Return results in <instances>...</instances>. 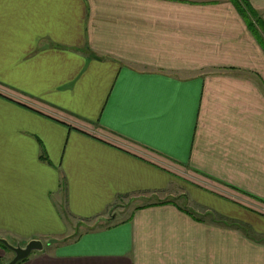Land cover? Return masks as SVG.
<instances>
[{"label":"crops","instance_id":"1","mask_svg":"<svg viewBox=\"0 0 264 264\" xmlns=\"http://www.w3.org/2000/svg\"><path fill=\"white\" fill-rule=\"evenodd\" d=\"M236 1L0 0V236L47 240L18 264H264V48Z\"/></svg>","mask_w":264,"mask_h":264},{"label":"water","instance_id":"2","mask_svg":"<svg viewBox=\"0 0 264 264\" xmlns=\"http://www.w3.org/2000/svg\"><path fill=\"white\" fill-rule=\"evenodd\" d=\"M0 243L13 253L12 258L5 264H18L33 252H42L45 248V242L40 238L30 239L22 245L19 242L12 244L6 238L0 236Z\"/></svg>","mask_w":264,"mask_h":264},{"label":"trees","instance_id":"3","mask_svg":"<svg viewBox=\"0 0 264 264\" xmlns=\"http://www.w3.org/2000/svg\"><path fill=\"white\" fill-rule=\"evenodd\" d=\"M242 3V5H241ZM236 6L239 10V12L241 13V15H243L245 21L247 22V25L249 26V28L251 29V31L253 32V34L255 35V37L258 39L259 43L263 46L264 48V37L262 38V35H264V22L262 21V23L260 22L259 18H257V21L260 23V27L263 30L262 35L261 32L257 31V26L255 27L252 19L253 17L256 18L257 17V13H255L256 11L251 10L252 5L250 4V2H248V0H240V1H236ZM244 6V7H243ZM251 8V9H250ZM249 9V10H247ZM250 14V16H249ZM251 17V18H250ZM0 245L4 248L7 249L3 244L0 243ZM6 263V262H5Z\"/></svg>","mask_w":264,"mask_h":264},{"label":"rangeland","instance_id":"4","mask_svg":"<svg viewBox=\"0 0 264 264\" xmlns=\"http://www.w3.org/2000/svg\"><path fill=\"white\" fill-rule=\"evenodd\" d=\"M241 5H242V3H241ZM244 7V6H243ZM252 8L253 9H251V10H255L256 12L255 13H257L256 15H257V17L256 18H254L253 17V19H252V22H253V24H254V26L256 27L257 26V31L259 32H263V30L261 29V25H260V23L257 21V18H259V20H260V22L262 23V18H261V15H259V12L252 6ZM247 10H249V9H247ZM249 16H250V14H249ZM251 18V17H250ZM262 32H261V35H262ZM264 33V32H263ZM264 37V35H262V38ZM264 39V38H263ZM183 175H186V176H191L190 175V173L188 172V171H185L184 173H182ZM192 176H194V175H192ZM99 220H97V222H98ZM89 224L90 223H92L93 224V222H88ZM79 230L77 229V232H78ZM8 240V239H7ZM10 243H12V244H16V242H12V241H10V240H8ZM45 242L47 241V240H44ZM23 245V244H22ZM6 250V257H5V259H4V261L6 260V258L7 259H11L12 258V255H13V253L11 252V251H9L8 249H5Z\"/></svg>","mask_w":264,"mask_h":264}]
</instances>
